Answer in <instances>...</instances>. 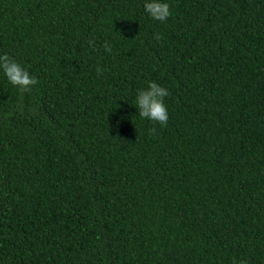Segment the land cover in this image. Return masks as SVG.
Returning <instances> with one entry per match:
<instances>
[{
  "label": "trees",
  "instance_id": "16d2710c",
  "mask_svg": "<svg viewBox=\"0 0 264 264\" xmlns=\"http://www.w3.org/2000/svg\"><path fill=\"white\" fill-rule=\"evenodd\" d=\"M141 3L0 0V264H264V0Z\"/></svg>",
  "mask_w": 264,
  "mask_h": 264
},
{
  "label": "clouds",
  "instance_id": "9594fccd",
  "mask_svg": "<svg viewBox=\"0 0 264 264\" xmlns=\"http://www.w3.org/2000/svg\"><path fill=\"white\" fill-rule=\"evenodd\" d=\"M141 6L146 16L153 21L165 22L171 15L168 0H142ZM161 38L160 33H153V39L156 41H160ZM86 43L93 50L97 48L95 38L87 39ZM100 47L103 52L111 54L112 44L108 40H105ZM96 70L100 72L101 68L98 67ZM0 73L9 84L21 89H26L37 81L35 74L30 73L25 66L7 53L0 54ZM168 95L166 87L153 80H148L145 87L136 89L133 105L137 109L139 117L165 126L169 116L164 99ZM154 130L152 129V131ZM239 264H247V262L241 259Z\"/></svg>",
  "mask_w": 264,
  "mask_h": 264
}]
</instances>
